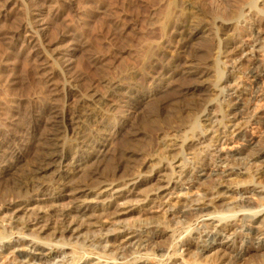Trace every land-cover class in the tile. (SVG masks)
I'll return each instance as SVG.
<instances>
[{"label": "bare ground", "instance_id": "bare-ground-1", "mask_svg": "<svg viewBox=\"0 0 264 264\" xmlns=\"http://www.w3.org/2000/svg\"><path fill=\"white\" fill-rule=\"evenodd\" d=\"M189 1L169 0L165 10L162 30L175 50L156 76L164 80L169 73L186 85L168 101L175 114L144 122L154 139L142 142L137 133L115 153L116 162L96 167L109 151L110 113L95 112L86 100L43 108L36 113L45 119L42 127L29 125L15 135L0 181L28 146L34 152L29 170L13 179L11 198L0 194V264H264V144L222 154L231 140L243 139L244 124L264 129V111L251 112L264 102V87L256 85L264 75V0H231L238 7L224 14L215 7L194 11ZM241 21L246 40L220 38L239 31ZM206 32L218 42L211 85H202L210 77L207 58L204 63L187 52ZM24 33L38 32L30 26ZM69 52L60 53L67 64ZM238 76L249 84L238 83ZM122 90L107 85L101 104L119 101ZM141 99L137 93L136 103Z\"/></svg>", "mask_w": 264, "mask_h": 264}, {"label": "rangeland", "instance_id": "rangeland-1", "mask_svg": "<svg viewBox=\"0 0 264 264\" xmlns=\"http://www.w3.org/2000/svg\"><path fill=\"white\" fill-rule=\"evenodd\" d=\"M3 1L8 4H3ZM168 2L169 0H2L0 2L2 4L0 6V12L2 10L0 14V167L10 163V153L7 150L14 141L15 135L17 137L21 132L23 135L29 129V125L30 127L44 125L45 119L38 117L39 111L54 106L59 109L72 108L85 100L92 110H96L95 112L101 109L100 114L108 109L106 112L110 114L106 116L107 124L113 131L114 128L118 129L117 132L104 130L105 134H103L109 140V151L106 157L103 156L95 163L96 167L116 162L115 155L119 149L123 144L131 143L137 133H141L139 139L142 142L154 139V133L145 129V123L158 118L162 120L175 114L177 108L169 106L168 101L174 91L182 87V84L186 85L177 76L168 78L169 73L164 80L156 76L163 65L171 59L175 50L162 30ZM204 2L189 1L194 11L206 12L210 7H215L220 13H228L229 10L238 7L231 0ZM42 23L44 26H39ZM30 26H35V31L38 32L30 33L33 36L31 40L34 39L32 43H28L31 41L28 40L31 35L27 34L29 37H26L24 33V30ZM239 26V31L230 30L220 33V38L239 37L240 41L246 40V24L241 21ZM187 49L190 56H198L204 63L207 58V68L204 71L210 74V77H206L202 85L213 84L215 69L211 61L216 58L218 52V42L213 32L200 34L189 43ZM63 52L71 54L70 63L67 64L68 61L60 59V53ZM259 59L262 60L261 57ZM201 67L203 70L204 66ZM238 77H240L238 83L249 84L244 77ZM250 82L253 83L254 80ZM109 83H118L123 89L122 95L118 97L121 98L119 101L115 99L112 103L107 102L106 106L111 107L112 110L104 107L100 100L108 97L106 91ZM256 85L260 88L264 87V75L258 78ZM125 92L134 94L129 93L132 99L122 98ZM137 93L140 99L142 98L140 103L135 101ZM263 103L259 102L258 105L255 103L254 107L257 105L255 109L250 105L249 108L254 110L250 111L253 114L264 111ZM38 118L43 122L41 123ZM243 127H245L241 130L243 139L236 142L231 140L224 153L222 152L226 157L234 156L233 154L243 149H256L260 144H264L262 126L244 124ZM40 134L39 128L33 136L37 138ZM7 136L12 138L9 139ZM27 148L17 166L0 181V194L7 193L6 196L11 198L13 179L29 170L34 150L29 146ZM4 152L8 155L6 156ZM240 160L241 163H246V157H240ZM217 162L223 167L227 165L226 162L225 165ZM202 177L203 173H196V178ZM51 178L52 176L48 175L45 181L49 182ZM153 212L154 218L161 215L157 209ZM135 217L130 216L127 220L133 221ZM48 233L50 232L43 237L49 235ZM231 239L233 237L223 242L228 243ZM50 253L51 251H47L44 255L49 257Z\"/></svg>", "mask_w": 264, "mask_h": 264}]
</instances>
